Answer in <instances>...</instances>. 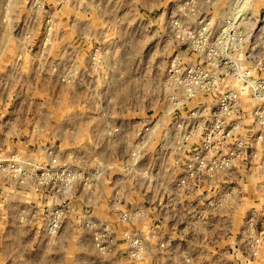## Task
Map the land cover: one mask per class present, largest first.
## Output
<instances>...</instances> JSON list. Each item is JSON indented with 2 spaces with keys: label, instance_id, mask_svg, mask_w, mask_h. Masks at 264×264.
<instances>
[{
  "label": "built area",
  "instance_id": "2783aa9c",
  "mask_svg": "<svg viewBox=\"0 0 264 264\" xmlns=\"http://www.w3.org/2000/svg\"><path fill=\"white\" fill-rule=\"evenodd\" d=\"M17 3L0 0V12L21 11ZM27 6L37 17L45 3ZM74 26L87 35L59 47L55 104L77 110L56 120L53 144L0 155L2 192L49 198L17 220L40 236L75 217L104 260L124 246L130 264L220 253L232 262L237 252L243 264L264 262V208L237 219L250 190L264 201V38L253 43L237 25L226 38L206 17L140 26L134 38L119 35L123 23ZM78 127L83 142L68 135ZM141 246L146 255L133 258Z\"/></svg>",
  "mask_w": 264,
  "mask_h": 264
},
{
  "label": "rangeland",
  "instance_id": "374dc122",
  "mask_svg": "<svg viewBox=\"0 0 264 264\" xmlns=\"http://www.w3.org/2000/svg\"><path fill=\"white\" fill-rule=\"evenodd\" d=\"M16 1L21 11L0 12V155L13 149L36 151L42 143L53 144L60 126L56 120L77 110V106L68 103L65 106L63 98L61 106L55 104L59 86L55 61L59 47L63 41L79 42L87 35L84 28L75 24L92 22L99 27L105 22H123L126 26L134 25L130 34L128 29V37L134 36L133 32L140 30V26L151 29L161 22L177 19L194 22L206 17L212 21L215 31H230V37L226 32V38L233 37L231 30L235 25L248 28L253 43L264 38V0H44V9L37 17L24 12L31 0ZM242 13L244 18L237 17ZM88 46V42L81 46V57ZM230 51L236 52L233 48ZM243 105L246 107L245 103ZM68 135L83 142L79 127ZM71 141L67 137V143ZM2 189L0 197L5 198ZM48 201L49 198H45L43 204L47 205ZM68 206L72 213L76 212L77 207ZM42 211L33 218L34 222L39 220L38 225L45 219L44 211L40 217ZM17 222L21 227L25 225V222ZM29 227L24 229L28 234L22 238L26 250L0 251V264H102L105 261L95 251L88 233L81 231L75 217L66 220L56 235L43 232L37 236L36 225L29 223ZM32 245L36 250L30 251ZM207 255L197 257L195 262L205 260ZM236 255L239 260L241 254ZM223 259L226 257L222 255L219 262L225 261Z\"/></svg>",
  "mask_w": 264,
  "mask_h": 264
},
{
  "label": "crops",
  "instance_id": "0c3cea01",
  "mask_svg": "<svg viewBox=\"0 0 264 264\" xmlns=\"http://www.w3.org/2000/svg\"><path fill=\"white\" fill-rule=\"evenodd\" d=\"M109 23H123V22H109ZM125 24V23H123ZM130 26V24H127V26ZM125 24V27L123 29L119 30V35L125 37L127 36L128 29ZM132 31H129V34ZM134 34V32H133ZM134 36L128 35L127 38H134ZM257 194V195H256ZM15 195V196H14ZM14 195H6V199L3 197H0L1 202L4 205H0V251H24L26 250V245L24 246L23 242L25 243L24 239L25 235L28 234L26 229V226H22L17 222V218L15 216V213H17L19 210H34L33 207H36V205L40 206L41 204L38 202H44L45 198L41 199L39 196L33 194V193H25V194H14ZM263 199V195L256 193L254 190H250L249 193L246 195L245 202L239 209L237 219L241 218L243 213L250 207H256V208H264V201H261ZM35 205V206H34ZM242 210V211H241ZM240 213V214H239ZM72 220V219H71ZM19 229V231H18ZM19 232V233H18ZM18 233V234H17ZM226 241H223L220 243L221 247L225 246ZM36 250L35 247H31L30 251ZM123 253L120 254V257L113 259H105V261L102 264H130V260L127 258L125 247L122 246ZM223 255V258L226 257V259H223L225 261L219 262V258ZM209 256V255H208ZM206 257L205 260L198 261L196 264H243V259L240 258L237 260V255L231 256L232 262H230V258L225 253L220 254H211L210 257ZM212 256L214 257L212 259ZM163 260H165L163 258ZM227 261V262H226ZM257 264V263H256ZM258 264H264V262L258 263Z\"/></svg>",
  "mask_w": 264,
  "mask_h": 264
},
{
  "label": "clouds",
  "instance_id": "9594fccd",
  "mask_svg": "<svg viewBox=\"0 0 264 264\" xmlns=\"http://www.w3.org/2000/svg\"><path fill=\"white\" fill-rule=\"evenodd\" d=\"M94 99H98V98H94ZM108 115H110V112L105 111L104 116L106 117ZM105 123H106V120L102 117L101 121H100V124H99V131L102 134L107 135V136L110 137L111 136V132L105 128ZM97 179H99V177H97ZM145 255H146V250H145L144 246L140 247L139 253H132L133 258H143Z\"/></svg>",
  "mask_w": 264,
  "mask_h": 264
}]
</instances>
